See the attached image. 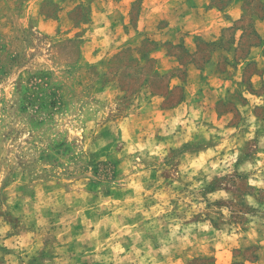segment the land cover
Segmentation results:
<instances>
[{
  "label": "rangeland",
  "instance_id": "1",
  "mask_svg": "<svg viewBox=\"0 0 264 264\" xmlns=\"http://www.w3.org/2000/svg\"><path fill=\"white\" fill-rule=\"evenodd\" d=\"M238 1L200 65L235 35L236 57L264 54V0ZM103 2L0 0V264L264 262V59L234 91L190 90L134 34L141 0L119 43Z\"/></svg>",
  "mask_w": 264,
  "mask_h": 264
},
{
  "label": "crops",
  "instance_id": "2",
  "mask_svg": "<svg viewBox=\"0 0 264 264\" xmlns=\"http://www.w3.org/2000/svg\"><path fill=\"white\" fill-rule=\"evenodd\" d=\"M103 1L98 12L99 22H95L94 25L104 29L103 34L106 39L119 43L123 41V37L121 39L118 35L124 34V27L129 23L126 15L136 0ZM240 11L238 0L230 1L224 9L211 5L210 0H141L137 23L132 29L134 34L141 38L154 33V39L158 42V51L153 54L157 73L167 74L175 67H183L187 73L190 90L198 88L197 82L202 80L211 81L216 88L224 87L234 91L233 87H237L238 81L243 78L245 68L253 61L264 59V54L257 50L261 48L260 44L250 46L243 57H236V48L239 45L237 35L231 47L225 49L219 46L223 30L239 19ZM113 29L116 34L113 33ZM128 34L125 35L130 36ZM200 41L219 43L212 45L203 65L197 61ZM173 45H181L188 54L187 61L183 62L179 55L169 52L171 47L168 46ZM226 62L227 69L222 67ZM258 78L259 82L264 79V71L261 75L256 73L252 75V81ZM254 85V88L258 89L259 84L254 83ZM172 88L173 85L170 86V89ZM186 99L182 104L189 101L188 98ZM252 264H264V262L257 259Z\"/></svg>",
  "mask_w": 264,
  "mask_h": 264
}]
</instances>
